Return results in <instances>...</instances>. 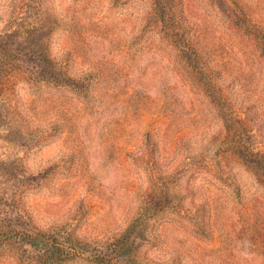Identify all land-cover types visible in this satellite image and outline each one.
<instances>
[{"label":"rangeland","instance_id":"374dc122","mask_svg":"<svg viewBox=\"0 0 264 264\" xmlns=\"http://www.w3.org/2000/svg\"><path fill=\"white\" fill-rule=\"evenodd\" d=\"M0 264H264V0H0Z\"/></svg>","mask_w":264,"mask_h":264}]
</instances>
